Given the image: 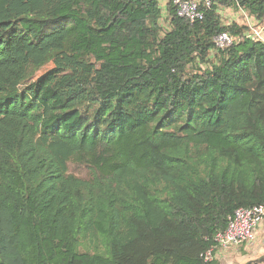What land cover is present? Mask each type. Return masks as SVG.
I'll use <instances>...</instances> for the list:
<instances>
[{
  "label": "trees",
  "instance_id": "16d2710c",
  "mask_svg": "<svg viewBox=\"0 0 264 264\" xmlns=\"http://www.w3.org/2000/svg\"><path fill=\"white\" fill-rule=\"evenodd\" d=\"M211 1L0 0V264H205L264 206V42L221 18L264 0Z\"/></svg>",
  "mask_w": 264,
  "mask_h": 264
},
{
  "label": "built area",
  "instance_id": "2783aa9c",
  "mask_svg": "<svg viewBox=\"0 0 264 264\" xmlns=\"http://www.w3.org/2000/svg\"><path fill=\"white\" fill-rule=\"evenodd\" d=\"M177 8V15L186 19L192 25L203 21L205 18L204 8H210L211 0H173ZM254 20L253 18H251ZM248 24L250 31L246 37L252 40L264 42V32L259 26ZM264 26V24H263ZM238 42V39L229 33L221 34L214 39L215 46L219 51H225ZM264 221V206L251 209H239L230 220L227 228L218 231L215 235V245L203 255L205 264H217L222 254L234 250L251 247L257 238L258 229Z\"/></svg>",
  "mask_w": 264,
  "mask_h": 264
},
{
  "label": "rangeland",
  "instance_id": "374dc122",
  "mask_svg": "<svg viewBox=\"0 0 264 264\" xmlns=\"http://www.w3.org/2000/svg\"><path fill=\"white\" fill-rule=\"evenodd\" d=\"M165 0H161V3H164ZM162 4V5H163ZM222 22L227 26L231 24H236L241 27L247 26L248 24L259 26L264 28L263 24L258 22L257 20H252L249 15L242 11H235L233 9H225L221 13ZM264 32V29H263ZM71 173L80 176V175H88L87 170L85 168H75L72 166ZM81 177V176H80ZM257 238H262V236H257ZM256 238V239H257ZM257 243V242H256ZM254 243L251 247L243 248L240 250H234L231 252H226V254H222L220 256V260L218 264H247L250 260H253L260 255L257 256L256 249L260 246L262 253L264 252V246L261 243Z\"/></svg>",
  "mask_w": 264,
  "mask_h": 264
},
{
  "label": "flooded vegetation",
  "instance_id": "af4514ba",
  "mask_svg": "<svg viewBox=\"0 0 264 264\" xmlns=\"http://www.w3.org/2000/svg\"><path fill=\"white\" fill-rule=\"evenodd\" d=\"M260 238H257L255 243L258 244V243H261V245L264 246V238L263 239H260ZM262 250L260 248V246L256 249V253H257V256L260 255L259 257L253 259V260H250L247 264H264V252L262 253Z\"/></svg>",
  "mask_w": 264,
  "mask_h": 264
},
{
  "label": "crops",
  "instance_id": "0c3cea01",
  "mask_svg": "<svg viewBox=\"0 0 264 264\" xmlns=\"http://www.w3.org/2000/svg\"><path fill=\"white\" fill-rule=\"evenodd\" d=\"M257 236L259 237V236H262V238H260V239H263L264 238V221H263V223H262V225L259 227V229H258V234H257ZM259 239V240H260Z\"/></svg>",
  "mask_w": 264,
  "mask_h": 264
}]
</instances>
